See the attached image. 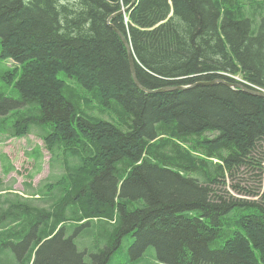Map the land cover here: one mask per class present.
Returning <instances> with one entry per match:
<instances>
[{
    "label": "trees",
    "instance_id": "16d2710c",
    "mask_svg": "<svg viewBox=\"0 0 264 264\" xmlns=\"http://www.w3.org/2000/svg\"><path fill=\"white\" fill-rule=\"evenodd\" d=\"M131 2L0 0V134H33L61 169L37 188L27 175L24 194L0 176V264H112L128 239V264L150 248L161 264H264V197L218 192L243 166L263 171L264 98L193 86L264 90V0L117 14ZM111 16L142 87L190 88L139 89Z\"/></svg>",
    "mask_w": 264,
    "mask_h": 264
},
{
    "label": "rangeland",
    "instance_id": "374dc122",
    "mask_svg": "<svg viewBox=\"0 0 264 264\" xmlns=\"http://www.w3.org/2000/svg\"><path fill=\"white\" fill-rule=\"evenodd\" d=\"M126 40L128 41V39ZM8 63L7 61L0 60V73ZM2 85L3 81L0 79V86ZM6 96L9 98L15 96V91L12 87L7 89ZM35 147H38L42 154V159L40 160L41 170L39 173H37L35 161L31 155L32 151H35ZM257 150L258 154L254 157V161L261 160L263 171L261 172L256 165L239 168L231 180L227 179L225 186L218 188V192L224 198H240L246 201L260 202V197H264V146L259 147ZM3 155L7 156L15 167V171L7 176H4L1 167V157ZM49 164V154L45 150L44 144L33 134L20 138L0 134V176L4 179L6 186H9L13 192L20 194L26 193L25 183L29 182L27 175L31 173H34V177L30 182L35 188L44 184L45 179H49L52 174L59 175L61 173L60 168L52 169ZM84 232L85 228H82L77 231H71V235L75 234L78 237L79 235H84ZM131 242L132 240L128 239L123 243L121 247L122 252L115 257L112 264H128L125 258V252H127L126 250ZM153 253L152 248L147 250L140 264H161L154 258Z\"/></svg>",
    "mask_w": 264,
    "mask_h": 264
},
{
    "label": "water",
    "instance_id": "95a60500",
    "mask_svg": "<svg viewBox=\"0 0 264 264\" xmlns=\"http://www.w3.org/2000/svg\"><path fill=\"white\" fill-rule=\"evenodd\" d=\"M137 0H132V2L130 3V5H128L126 8H124L122 11L118 12L117 14H121V13H125L127 10H129L130 8H132L134 6V4L136 3ZM113 18V16L109 17L107 20V23L110 25V27L117 33V35L120 37V39L122 40L124 46L126 47L127 50V56H128V61H129V66H130V71H131V75H132V79L135 83V85L141 89L142 91H144L145 93H161V92H167V91H175V90H185L190 88V86L188 87H184V86H177V87H165V88H161V89H157V90H148L145 89L144 87L141 86V84L138 82L137 78H136V74H135V69H134V63H133V57H132V50H131V46L129 44V42L126 40V38L123 36V34L118 31L117 29H115L111 24V19ZM217 82H224L226 83V85L231 86L233 88L236 89H243L244 91H246L247 93L254 95V96H259V97H263L264 98V90L262 89H248L245 88L241 85H233L231 83H227L223 80H216L213 82H198L195 83L193 86H198V85H213Z\"/></svg>",
    "mask_w": 264,
    "mask_h": 264
}]
</instances>
